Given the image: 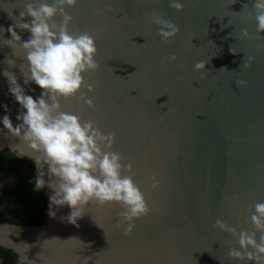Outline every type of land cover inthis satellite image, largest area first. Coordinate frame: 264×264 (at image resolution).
<instances>
[{
	"label": "water",
	"instance_id": "95a60500",
	"mask_svg": "<svg viewBox=\"0 0 264 264\" xmlns=\"http://www.w3.org/2000/svg\"><path fill=\"white\" fill-rule=\"evenodd\" d=\"M28 2L0 0V25L6 29ZM181 2L177 10L171 0H79L67 9L70 31L94 36L99 68L84 74L94 86L82 89L92 107L75 98L61 103L104 134L115 133L112 150L132 164L123 174L133 175L151 212L136 219L129 235L126 224L117 226L124 209L114 202H90L76 225L62 219L67 206L55 205V216L47 214L42 225L0 222V246L13 250L18 263L83 264L88 257V264H255L228 255L239 248L237 237L216 220L252 231L249 205L254 211L264 202V33L252 38L256 10L249 0ZM154 12L180 29L167 43L151 22ZM17 31L28 39L26 30ZM22 63L0 39V105L8 103L14 125L20 106L5 97L3 72L23 83ZM31 87L36 92L28 94L39 95ZM4 149L37 155L0 124ZM44 191L47 198L52 193Z\"/></svg>",
	"mask_w": 264,
	"mask_h": 264
},
{
	"label": "clouds",
	"instance_id": "9594fccd",
	"mask_svg": "<svg viewBox=\"0 0 264 264\" xmlns=\"http://www.w3.org/2000/svg\"><path fill=\"white\" fill-rule=\"evenodd\" d=\"M78 3L79 0H31L19 17L13 16L14 22L6 29L0 25L3 44L11 47L15 55L24 60L20 65L23 83L12 72H3L8 84L4 95H10L20 106L16 115L19 123L13 124L9 105L4 102L0 105L5 113L0 117V124L37 154L33 157L28 153H18V157L33 161L36 176L30 183L34 191L45 187L52 189L48 196L49 216H55L53 205L57 208L67 206L70 212L62 219L76 225L90 202L95 201L99 205L114 202L124 209L119 213L117 226L126 224L124 234L129 235L136 219L151 212L145 194L135 183L133 175L123 174L124 171L132 172V164L122 163L121 154L112 150L116 142L115 133L104 134L94 120H84L80 115L65 111L61 103L62 100L75 98L89 107L93 106L92 99L86 98L82 89L94 90L93 84L85 83L84 74L98 70L95 59L98 49L89 31L74 32L69 29L73 16L67 9ZM249 3L256 10V36L252 38H260V34L264 33V0H249ZM171 6L177 10L184 7L181 0H171ZM9 15L12 16V13L9 12ZM57 16L60 22L55 19ZM150 19L160 26L159 35L165 43L180 30L175 23L158 13L154 12ZM17 30L30 33L28 39H22ZM5 31L9 34L8 38L2 37ZM243 35L249 37L247 29ZM231 51L235 53L237 50L232 48ZM170 59L174 61L177 57L172 55ZM252 59L248 57V61ZM7 63L15 65L14 60ZM204 66L203 61L195 64L197 70H202ZM237 83L243 85L246 82L240 80ZM32 84L41 90L39 95L28 94L29 91L36 92ZM46 175L49 177L47 180ZM158 184L159 181L153 178L152 188L158 187ZM249 211H252V231L238 232L220 219L216 220V226L237 237L239 248L229 250L231 258L264 264V202L255 203L254 211L249 205ZM89 259L85 257L83 264H88Z\"/></svg>",
	"mask_w": 264,
	"mask_h": 264
},
{
	"label": "flooded vegetation",
	"instance_id": "af4514ba",
	"mask_svg": "<svg viewBox=\"0 0 264 264\" xmlns=\"http://www.w3.org/2000/svg\"><path fill=\"white\" fill-rule=\"evenodd\" d=\"M10 153L16 156L18 161L16 162L12 157L6 156L4 160L5 163L0 164V217H13L17 220H30L31 216L29 217L28 215L30 213L38 217V204L31 201L32 195L27 189L29 182L26 181L24 174L29 172V181H32L35 179L36 169L35 166L32 168L29 164L28 160L30 159L19 158L17 154ZM16 163L19 164V172L17 173L9 168L13 167L12 165H15ZM34 193H41L44 199L47 200L48 204V198L44 189L34 191ZM46 217L44 218L43 223Z\"/></svg>",
	"mask_w": 264,
	"mask_h": 264
},
{
	"label": "trees",
	"instance_id": "16d2710c",
	"mask_svg": "<svg viewBox=\"0 0 264 264\" xmlns=\"http://www.w3.org/2000/svg\"><path fill=\"white\" fill-rule=\"evenodd\" d=\"M10 156L12 157L16 162L18 161V158L14 155H12L7 149H4L2 152H0V164L5 163V157ZM29 164L32 168H34V165L31 160H28ZM13 167H9L14 172H19L18 166L19 164L16 163L15 165H12ZM26 181L29 182V186H27V189L31 193V201L35 204H38V217L32 215L31 213L28 214L31 218L30 220H17L13 217H0V222H7L12 224H23V225H42L44 218L47 216V209L48 204L47 200L44 199L43 195L41 193L35 194L33 190V184L29 181V172H26L25 174ZM41 207H40V206ZM16 209V208H15ZM0 264H20L17 261V254L8 248L0 246Z\"/></svg>",
	"mask_w": 264,
	"mask_h": 264
},
{
	"label": "snow or ice",
	"instance_id": "6c2138e0",
	"mask_svg": "<svg viewBox=\"0 0 264 264\" xmlns=\"http://www.w3.org/2000/svg\"><path fill=\"white\" fill-rule=\"evenodd\" d=\"M72 98H69L68 100H71Z\"/></svg>",
	"mask_w": 264,
	"mask_h": 264
}]
</instances>
